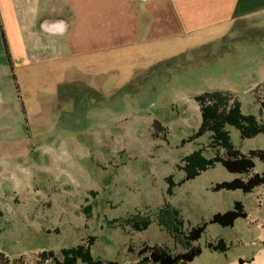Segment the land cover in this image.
I'll use <instances>...</instances> for the list:
<instances>
[{"label":"rangeland","instance_id":"obj_1","mask_svg":"<svg viewBox=\"0 0 264 264\" xmlns=\"http://www.w3.org/2000/svg\"><path fill=\"white\" fill-rule=\"evenodd\" d=\"M235 25L237 28L227 34L225 51L216 53L208 45L192 55L189 51L177 58L162 59L152 65L148 74L126 82L115 94L84 91L77 96L72 113L74 129L63 126L67 115L53 129L37 128L36 119H30L29 124L24 119L17 125L14 117L15 140L4 148L10 147L22 156L17 158L19 162L35 160L42 166L32 169L28 178L19 174L25 171L21 164L18 168L13 166L11 177L0 173V210L4 214L0 218V250L10 258L21 257L24 263L32 264L42 250L59 253L61 248L93 235L97 239L92 253L97 258L115 259L120 264H152L139 261L138 251L143 246H165L174 254L185 249L155 223L145 231H134L124 225L122 218L136 212H153L166 200L181 210L187 222L197 225L216 212L231 209L234 201L244 200L246 194L238 189L211 191L214 183L234 179L233 173L220 163L176 187L172 196L166 194L165 182L170 174L176 180L182 178L184 173L177 169V163L206 142V137H201L181 143L201 121L195 95L229 89L238 96L244 113L259 114L260 105L253 90L261 85L257 94L264 100V15ZM242 25L248 30L243 32ZM196 35L204 39L211 33L205 29ZM165 36L150 41L156 54L163 53L172 40L187 45L193 37L191 33L172 34L178 36L172 39ZM123 66L128 67L127 63ZM120 75L108 72L107 86L120 83ZM155 119L166 128L161 134H166L167 141L153 137ZM229 129L234 143L243 149L264 147V134L242 140L235 127ZM58 137H69L70 145L59 144L55 140ZM64 148L70 153H62ZM26 186L32 192L25 193ZM91 190L97 193H89ZM14 191L23 204H19V197L14 201ZM89 202L93 208L87 214L85 206ZM115 218L121 220L112 222ZM242 227L209 224L196 242L202 253L186 264H228L239 257L243 258L238 264H252L257 257L252 256L255 246L260 254L264 244L251 242ZM218 237L227 241L226 253L206 247V242Z\"/></svg>","mask_w":264,"mask_h":264},{"label":"crops","instance_id":"obj_2","mask_svg":"<svg viewBox=\"0 0 264 264\" xmlns=\"http://www.w3.org/2000/svg\"><path fill=\"white\" fill-rule=\"evenodd\" d=\"M262 15L264 0H0V173L11 177L13 166L21 164L25 171L19 174L28 178L32 169L42 166L35 160L19 162L17 158L22 156L4 148L15 140L14 117L17 125L24 119L28 124L36 119L37 128L53 129L67 115L63 126L74 129L72 113L77 96L84 91L115 94L126 82L148 74L162 59L185 52L192 55L208 45L216 53L225 51L227 34L237 28V22ZM245 25L243 32L248 30ZM205 29L211 35L199 39L196 33ZM188 33L193 37L187 45L172 40L163 53L156 54L150 44L157 36L166 34L164 38L172 39ZM114 71L121 73L120 83L109 87L107 75ZM55 140L70 145L69 137ZM239 146L244 153L259 148ZM263 170L264 163L256 159L254 171ZM30 189L26 186L25 193L32 192ZM260 191L264 192V185L239 200L246 215L232 226L242 225V232L255 245L264 244V206L256 202ZM13 194L14 201L19 197V204L24 203L16 191ZM255 247L252 256L256 257L260 249Z\"/></svg>","mask_w":264,"mask_h":264},{"label":"trees","instance_id":"obj_3","mask_svg":"<svg viewBox=\"0 0 264 264\" xmlns=\"http://www.w3.org/2000/svg\"><path fill=\"white\" fill-rule=\"evenodd\" d=\"M260 87L261 85H258L253 90L256 102L260 105L258 115L244 113L241 101L231 90L212 89L194 96L199 106L201 121L188 137L181 140V143L184 145L201 137H206V142L198 145L179 160L176 167L184 173L182 178L176 180L173 174L165 177L167 195H174L176 187L195 179L217 163L238 176L232 180L214 183L210 188L211 191L239 189L249 193L264 185V170L260 173L254 171L256 159L264 163V149H250L244 153L241 147L234 143L229 129V127H235L242 140L264 134V100L257 94ZM151 129L155 139L161 138L167 141L166 134H161L166 131V128L158 119L153 121ZM89 193L95 195L97 192L91 190ZM86 201H89L88 197ZM92 208L93 204L89 202L85 206V213L89 214ZM3 215V211L0 210V218ZM245 215L244 205L236 200L231 209L216 212L208 221L204 220L197 225H192L185 220L178 207L165 200L153 212H136L122 219L124 225L130 226L134 231H145L155 223L166 230L185 249L184 252L174 254L165 246H143L138 251L141 257L139 261L152 264H186L202 253V247L196 242L200 240L209 224L216 223L223 227H232L236 219L243 218ZM120 220L121 218H115L112 222ZM96 239V236L89 235L86 240L76 245L61 248L59 253L50 249L42 250L32 264H76L78 261L83 264H120L115 259H102L93 255L92 245ZM206 247L223 253L228 251V243L221 237H218L216 241L206 242ZM0 264L27 263H24L21 257L10 258L0 250Z\"/></svg>","mask_w":264,"mask_h":264},{"label":"bare ground","instance_id":"obj_4","mask_svg":"<svg viewBox=\"0 0 264 264\" xmlns=\"http://www.w3.org/2000/svg\"><path fill=\"white\" fill-rule=\"evenodd\" d=\"M232 264H238V263L234 262ZM252 264H264V250H262L260 254L257 255L255 261Z\"/></svg>","mask_w":264,"mask_h":264},{"label":"built area","instance_id":"obj_5","mask_svg":"<svg viewBox=\"0 0 264 264\" xmlns=\"http://www.w3.org/2000/svg\"><path fill=\"white\" fill-rule=\"evenodd\" d=\"M256 202L258 206H264V192L260 191L256 195Z\"/></svg>","mask_w":264,"mask_h":264}]
</instances>
